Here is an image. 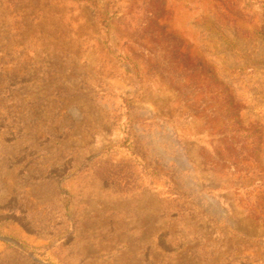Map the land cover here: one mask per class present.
I'll return each mask as SVG.
<instances>
[{"label":"rangeland","instance_id":"374dc122","mask_svg":"<svg viewBox=\"0 0 264 264\" xmlns=\"http://www.w3.org/2000/svg\"><path fill=\"white\" fill-rule=\"evenodd\" d=\"M0 264H264V0H0Z\"/></svg>","mask_w":264,"mask_h":264}]
</instances>
